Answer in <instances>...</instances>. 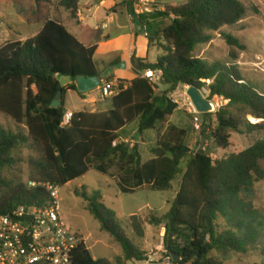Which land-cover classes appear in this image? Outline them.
<instances>
[{"label":"trees","instance_id":"16d2710c","mask_svg":"<svg viewBox=\"0 0 264 264\" xmlns=\"http://www.w3.org/2000/svg\"><path fill=\"white\" fill-rule=\"evenodd\" d=\"M13 1L0 0V5L11 6ZM52 4V0H36L33 21L43 25L36 36L0 47V113L27 130L26 135L0 127V214L20 205L48 202L46 190L30 188L28 182L64 187L83 178L93 162L113 161L115 177L126 193L148 185L166 191L191 156L170 211L163 217L151 212L147 219L129 218L135 237H145L146 223L163 226L164 247L173 258L178 257L174 264H226L231 254H248L262 226L263 217L252 200L256 183L264 181V137L243 152L215 160L186 145V130L169 127L163 134L179 109L172 95L180 86L206 88L210 100L219 97L228 102L215 113L217 124L211 129L219 149L231 147L232 133L264 134V93L246 81L238 67L236 49L245 51V46L234 36L222 34L231 48L229 61L211 63L196 56L197 49L210 44L215 33L241 24L248 8L239 0H186L170 13L157 12L159 17L172 19L148 37L149 46H159L164 54L155 64L134 59L137 78L128 85L118 80L119 93L111 98L110 111L76 112L71 125L62 128L66 92H76L81 98L85 95L75 83L69 84L63 88L61 106L53 108L59 93L58 75L75 80L101 72L95 60L98 46L84 45L52 18ZM59 4L78 19L80 0H61ZM147 70L162 73L157 83L142 77ZM160 86L168 88L157 95ZM136 121L141 132L161 124L155 156L146 162L137 145L132 147L119 138V132ZM27 145L39 149L42 156L35 165L36 173L26 183L5 179L3 172L13 166L15 151ZM75 193L87 203L101 230L120 244L123 256L115 261L95 260L82 243L74 253V264H130L148 258L123 229L116 213L102 203L100 191L84 187Z\"/></svg>","mask_w":264,"mask_h":264},{"label":"rangeland","instance_id":"374dc122","mask_svg":"<svg viewBox=\"0 0 264 264\" xmlns=\"http://www.w3.org/2000/svg\"><path fill=\"white\" fill-rule=\"evenodd\" d=\"M53 1V0H52ZM55 1V2H54ZM51 6L52 18L59 17L74 20L70 13L62 8L59 4L60 0H54ZM111 2L109 3H112ZM180 0H156L161 7H169L171 3L178 4ZM249 10L248 16L236 27L224 28L221 32L214 34V40L208 44L200 46L196 51V56L203 58L209 62H227L230 60L229 54L231 48L227 44L222 34L232 35L237 38L245 51L236 49L239 54L238 67L246 81L256 85L258 89L264 93V0H239ZM89 0H82L83 11L85 15L93 16L95 11L88 12ZM36 0H14L11 6L0 5V47L8 41L19 39L25 40V36H30L36 30L34 10ZM179 5V4H178ZM59 13V14H58ZM62 13V14H61ZM59 15V16H58ZM159 29L163 26L171 24V18L161 15ZM98 20V19H97ZM121 32L106 30L105 34H110L113 40L109 44H102L99 52L96 54V60L101 67L110 62L112 54L117 50V42L114 40ZM136 45H131L133 50L136 49V56L142 54V44H148L149 40L139 34L136 37ZM130 53V52H129ZM128 53V54H129ZM164 54L161 48H151L149 52V62L156 63ZM122 76L129 82L133 81L137 76L135 70L129 68L122 73ZM112 77L110 78V80ZM209 83V82H208ZM204 90V89H203ZM207 97L210 93L208 89ZM187 87L180 86L172 95V98L178 103L179 110H176L172 116V125L187 131L186 145L190 146L195 152L196 145L200 147L198 152L212 156L215 160L224 158L227 154L240 153L251 147L258 140L264 137L263 133H254L251 135H240L232 133L231 147L224 151L219 149L213 141L211 129L217 124L215 113L227 103L219 98H213L216 109L212 114H201L199 119L202 127L201 131L195 130L194 121L186 111L185 100L187 99ZM65 110L72 111H91L97 110L98 107L110 104V99H103L101 91L92 93L88 101L95 100L91 105L85 102L77 93L67 92ZM94 107V108H93ZM250 121V119H249ZM252 123V121H250ZM260 123V121L258 122ZM0 127L11 133H24L27 130L24 126H18L13 120L7 118L0 113ZM161 124L155 130H146L141 132L139 129V121L126 126L119 133L120 140L131 138L140 146V152L144 160L153 157V149L155 148L157 136L160 133ZM136 132V134H134ZM197 143V144H196ZM39 149L27 145L18 148L14 153V164L3 172V177L8 180L22 181L26 183L32 174L36 173L35 165L41 160ZM191 156H188L189 160ZM187 160L183 162L180 173L176 176L172 183V187L166 191H157L151 186H145L135 192H124L123 186L116 179V168L113 161L99 163L93 162L90 165L89 172L80 179H77L64 187H59L61 213L66 224L75 232L80 234L86 243L95 260L115 259L123 256V250L108 233L101 230L100 223L92 216L87 209V203L82 197L76 195L75 190H82L88 187L89 191H100L103 195L102 203L110 210L116 213L118 219L123 222L128 236L136 243L139 248L153 259L161 258V251L164 247L165 228H155L148 223L145 224V237L138 239L131 227L129 226V218L131 216H141L147 219L151 212L163 217L171 209V204L177 196V191L181 186V181L186 169ZM264 168V162L262 163ZM254 208L262 215V226L258 228V235L255 243L252 244L248 254H231L227 257L226 264H262L264 263V181L255 185V195L252 200ZM213 256H218L213 253ZM221 260H224L221 258ZM131 264V263H130Z\"/></svg>","mask_w":264,"mask_h":264},{"label":"built area","instance_id":"2783aa9c","mask_svg":"<svg viewBox=\"0 0 264 264\" xmlns=\"http://www.w3.org/2000/svg\"><path fill=\"white\" fill-rule=\"evenodd\" d=\"M133 3L135 15L145 18L146 24L147 19L157 13L154 0H133ZM144 33L149 37L147 25L144 27ZM161 76V72L153 70H147L142 74L143 78L152 81L159 80ZM99 90L103 99L115 97L119 93L118 83H104ZM203 91L215 111L213 99L210 100L206 96L208 92L205 89ZM174 102L177 103L175 100ZM185 104L187 113L194 117L195 130L201 131L200 113L188 95ZM73 118L74 113L66 111L61 127H69ZM28 185L34 189H45L49 200L43 206L20 205L7 214H0V264H74V253L85 240L66 224L62 216L59 187L52 183L36 181H30ZM161 248L160 259L148 257L142 261L135 260L131 264H174V258L165 247Z\"/></svg>","mask_w":264,"mask_h":264},{"label":"crops","instance_id":"0c3cea01","mask_svg":"<svg viewBox=\"0 0 264 264\" xmlns=\"http://www.w3.org/2000/svg\"><path fill=\"white\" fill-rule=\"evenodd\" d=\"M60 1H59V3H60ZM154 1L156 2V0H154ZM109 2H111V0H104L102 3H96L92 0H89L88 12L95 11V14L93 16H89V15L84 14L82 0H80V11H79L78 19H74L72 21H69L68 19H64V18L59 17L57 20L67 29L68 32H70L73 36H75L84 45H86V46L97 45L98 46L97 53L99 52L100 46L102 44H109L113 41L111 39L110 34H105L106 30H112L113 26H114V29L116 31H120L121 33L114 39L117 42V50H116V52H114L112 54L110 62L108 64H106L104 67H101L100 64L96 60V56H95V60H96V63L98 65V69L101 72V74H103L110 67H115L122 62L125 63L126 68L125 69H115L114 73L111 76L112 79L109 80V82L118 83V80H123L128 85L132 81L131 82L127 81L122 76V73L127 71L129 68H132V70H135L134 59L145 60L147 63H150L148 59H149V52H150L151 48L152 47L153 48H156V47L159 48V46H151L150 47L149 42L147 45L142 44L141 47L143 49V52L138 57L136 56V49L133 50V53H131L132 49H131V47L128 49V47L131 45H136V43H137L136 37L139 34H141L146 39H148V37H146V35L144 33L145 25L148 26L149 35L152 36L158 30L159 27H162L159 24L163 21H161L162 17H159L155 13L154 15H151L149 17V19H147L148 22L146 24L145 23L146 19L139 18L135 15L133 0H114V1H112V3H109ZM179 2H180V3H178L179 5L175 4V3H171L170 8L169 7H161L158 5V3H156L157 12L170 13L174 7L181 6V5L185 4L186 0H180ZM127 3H129V4L127 5ZM67 12H69V11H67ZM51 15H52V12H51ZM169 18H171V17H169ZM170 20H172V19H170ZM35 24L37 25L36 30H34V33L31 34L30 36H25V38H24L25 40L30 38V37L36 36L42 30L43 25L38 24L36 22H35ZM103 27H105V28H103ZM163 27H165V26H163ZM21 40H23V39H21ZM151 64H155V63H151ZM135 78H137V76ZM158 81L159 80L154 81V82L157 83ZM107 82H108V79H106L104 83H107ZM167 88L168 87H166V86H160V88L157 92V95H159L160 92L167 90ZM97 91H100V90H97ZM67 92H73V91L68 90ZM67 92H66V94H67ZM92 93H95V91L85 95V97L82 98L85 102H89L91 105H93L95 103L94 99H91L90 101H88V98ZM66 94H65V96H66ZM109 99H110L109 105H104L102 107H98L97 110L93 109L91 111H83V112H91V113L108 112L112 109L111 98H109ZM65 105H66V98L64 100V108H65ZM65 111H71L73 113L80 112V111H72V110H65ZM171 119L166 124V127L163 131V134L167 131V129L169 127L179 128L175 125H172ZM124 129H122L120 132H122ZM134 134H136V132H134ZM121 141L127 142V143L130 142V144L133 146L137 145L139 147V150H140L139 144L137 142H135L134 140H132L130 137L126 138L124 140H121ZM199 147H200V145L199 146L196 145L195 151H197V149ZM155 148H156V146H155ZM155 148L153 149V157L155 156ZM153 157H151V158H153ZM151 158H149V159H151ZM149 159H147V160L143 159V161L146 162ZM181 183H182V181H181ZM180 188H181V186H180ZM180 188L178 189L177 194H178Z\"/></svg>","mask_w":264,"mask_h":264},{"label":"water","instance_id":"95a60500","mask_svg":"<svg viewBox=\"0 0 264 264\" xmlns=\"http://www.w3.org/2000/svg\"><path fill=\"white\" fill-rule=\"evenodd\" d=\"M125 68H126V64L122 62L115 67L108 68L100 76H95L92 78L80 76L75 80H73L71 77H63V75H58V79L60 80L59 93L52 107L59 108L61 106L63 99V88L68 86L69 84L75 83L78 92L87 95L91 92L99 90L104 84L105 80L109 79L112 76L115 69H125ZM187 87H188L187 95L189 96L190 100L192 101L193 105L196 107L199 113L211 114L214 112L213 105L208 99L205 98L203 90H199L195 87H190V86ZM174 261H178V257H174Z\"/></svg>","mask_w":264,"mask_h":264}]
</instances>
